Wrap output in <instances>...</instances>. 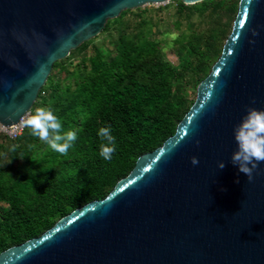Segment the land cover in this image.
Here are the masks:
<instances>
[{
  "label": "water",
  "instance_id": "95a60500",
  "mask_svg": "<svg viewBox=\"0 0 264 264\" xmlns=\"http://www.w3.org/2000/svg\"><path fill=\"white\" fill-rule=\"evenodd\" d=\"M169 1L0 0V126L18 124L54 63L107 20ZM246 107L264 109V0L239 1L221 55L174 134L104 199L1 252L0 264H264V162L249 181L230 160Z\"/></svg>",
  "mask_w": 264,
  "mask_h": 264
},
{
  "label": "trees",
  "instance_id": "16d2710c",
  "mask_svg": "<svg viewBox=\"0 0 264 264\" xmlns=\"http://www.w3.org/2000/svg\"><path fill=\"white\" fill-rule=\"evenodd\" d=\"M180 6L184 7L182 2ZM117 53V61L109 68L92 60V74L57 114L64 131L78 135L67 155L47 147L15 172L0 169V253L39 237L73 210L104 199L141 155L174 134L185 113L182 99L173 90L179 70L153 43L136 47L123 40ZM49 82L50 78L48 86ZM44 91L41 88L38 98ZM36 107L35 103L31 112ZM78 115L81 120L76 119ZM105 126L111 127L116 138V150L107 161L99 155L102 141L97 135ZM16 150L17 155L24 151Z\"/></svg>",
  "mask_w": 264,
  "mask_h": 264
},
{
  "label": "rangeland",
  "instance_id": "374dc122",
  "mask_svg": "<svg viewBox=\"0 0 264 264\" xmlns=\"http://www.w3.org/2000/svg\"><path fill=\"white\" fill-rule=\"evenodd\" d=\"M239 1L208 0L192 5L182 3L184 7H181L179 0H173L122 11L116 18L107 20L98 36L79 45L57 63L48 77L49 86L45 83V91L35 103L38 107H51L57 115L72 100L77 86L92 74V60H99L103 68L111 67L117 61L119 44L125 40L136 47L153 43L164 59L179 70L173 90L182 99V112L186 113L195 101L197 86L221 55ZM76 119L81 120V115ZM24 130L21 135L26 139H20L11 137L0 126V169L7 173L15 172L49 147L33 136L31 129ZM17 148L24 149L21 155H17Z\"/></svg>",
  "mask_w": 264,
  "mask_h": 264
},
{
  "label": "clouds",
  "instance_id": "9594fccd",
  "mask_svg": "<svg viewBox=\"0 0 264 264\" xmlns=\"http://www.w3.org/2000/svg\"><path fill=\"white\" fill-rule=\"evenodd\" d=\"M254 103V101H253ZM24 127L31 129V134L46 143L49 148L61 155H67L78 139L74 130L64 131L61 119L51 107H36L24 120ZM97 135L101 138L99 155L104 160H111L116 150V138L110 126L98 129ZM233 138L237 150L231 155V163L245 174L249 181L259 162H264V109L246 107L245 115L234 126ZM199 143V141H197ZM14 150V147H13ZM192 165L199 164L193 156L190 158ZM223 161L218 162L217 168L223 169ZM239 183V180L236 181Z\"/></svg>",
  "mask_w": 264,
  "mask_h": 264
},
{
  "label": "built area",
  "instance_id": "2783aa9c",
  "mask_svg": "<svg viewBox=\"0 0 264 264\" xmlns=\"http://www.w3.org/2000/svg\"><path fill=\"white\" fill-rule=\"evenodd\" d=\"M30 114V113H28ZM26 114V115H28ZM26 115L20 120V122L18 124H16L15 126H12L10 128H4L5 131H7L9 133V135L11 137H14L16 138L17 136L21 135V133L23 132L24 130V120H25V117Z\"/></svg>",
  "mask_w": 264,
  "mask_h": 264
},
{
  "label": "bare ground",
  "instance_id": "6f19581e",
  "mask_svg": "<svg viewBox=\"0 0 264 264\" xmlns=\"http://www.w3.org/2000/svg\"><path fill=\"white\" fill-rule=\"evenodd\" d=\"M21 119H22V118H21ZM21 119H20V120H21ZM19 122H20V121H19ZM14 126H15V125H14ZM1 127H2V126H1ZM2 128H4V127H2Z\"/></svg>",
  "mask_w": 264,
  "mask_h": 264
}]
</instances>
